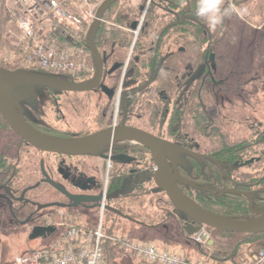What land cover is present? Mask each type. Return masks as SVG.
<instances>
[{
    "label": "trees",
    "instance_id": "16d2710c",
    "mask_svg": "<svg viewBox=\"0 0 264 264\" xmlns=\"http://www.w3.org/2000/svg\"><path fill=\"white\" fill-rule=\"evenodd\" d=\"M148 2L118 0L107 10L95 37L105 76L114 75L118 83L122 68L129 59L126 86L133 89L144 84L162 63L150 86L127 97L128 119L150 131L159 130L179 144H191L194 139H202L214 157L225 163L224 167L221 168L219 164L180 167L182 176L208 187L179 182L182 190L203 208L220 215L237 220L256 218L258 214L255 211L264 208V120L256 123L249 121L252 111H259L250 92H264V0H224V6H231L234 10L215 31H210L195 16L198 0H150L143 24L136 35L134 24L140 22ZM87 29L88 26L81 32L84 46ZM64 38L60 37L58 41L62 48L68 46ZM0 66L40 75L53 74L39 68H24L21 61L11 63L4 60ZM202 66V76L188 81L189 76ZM56 75L68 81L90 77L84 72ZM204 75L205 80L202 78ZM36 89L45 91L50 100L60 96L50 88ZM239 92L246 98V104L243 98L238 97ZM89 94L66 93L70 97L68 104H72L71 108L74 109L72 112L80 119L77 129L62 130L50 126L32 102L20 101L23 102L26 120L35 129L48 135L75 137L99 129L105 123L103 113L90 118L91 105L84 98ZM247 97L251 100H247ZM200 99L205 103L204 108ZM223 99L226 104L230 100L234 102L230 111L237 106L242 108V113L232 112L231 120H226L222 107L217 104ZM240 126L250 131L241 134ZM251 158H254L253 163L241 164ZM142 165L137 170L139 173L147 167L154 170V164ZM118 166L114 184L120 185L128 169L126 164ZM27 177L23 174L22 190L31 187ZM154 185L152 177L138 183L132 192L113 200L118 202L115 208L105 210V232L118 236V240L107 238L103 241L106 264L119 255L134 253L123 246L122 239H134L143 226L155 228L162 225L175 211L167 194L154 190ZM222 187L230 191L219 195L217 189ZM245 192L252 194L251 200ZM58 193L56 190V197ZM99 209L88 224L76 226L86 230L95 228ZM55 219H61L59 213ZM179 223L182 224V221L179 220ZM207 229L212 243L204 246L193 242L182 227L184 242L180 245L187 250L189 260L192 258L190 253L196 248L207 259L205 262L242 264L245 260L253 259L264 248V232L238 233L209 226ZM29 241L31 246L21 253L35 248V242Z\"/></svg>",
    "mask_w": 264,
    "mask_h": 264
},
{
    "label": "flooded vegetation",
    "instance_id": "af4514ba",
    "mask_svg": "<svg viewBox=\"0 0 264 264\" xmlns=\"http://www.w3.org/2000/svg\"><path fill=\"white\" fill-rule=\"evenodd\" d=\"M149 2L146 5V9L144 11V14L140 22L134 24V26L136 27V35H138L141 26L143 24V20ZM131 53L132 50L130 52V55ZM213 58L214 55H212V59ZM128 64H129V59L126 61L124 67L122 68L118 83L116 82L114 75L105 76L104 73L102 82L97 88L87 91H80L81 93H87V92L90 93L88 96L84 97L88 102L89 100H91L92 95H96V94L105 95L106 97L105 102L99 103L97 109V114L102 115L103 113V116L105 117V123H103L102 127L90 132L80 133V136L67 137V138L84 137L94 132H97L101 129L125 124L128 126L137 127L139 129L145 130L157 136L158 138L165 139L173 143L174 145L184 149L182 152L178 153L177 162H173L170 159H167V164H178L179 172H180V167L194 166L195 164H199V165L206 164L207 166H209L210 164H219V166L223 168L225 163L222 160H219L216 157H214L209 147L203 144L202 139L200 138L194 139L191 144H185V143L179 144L167 138L165 135L161 134L159 130L150 131L140 126L139 124H134L132 120L128 119L127 117L128 108L126 105L127 97L134 94L131 92L143 86L150 79L149 78L144 84L140 85L137 88L130 89L129 87H127L126 76H127ZM161 66L162 63L158 65L156 71L153 72L151 76L154 75L157 77L161 69ZM200 68H202V71L199 73V75L196 78L202 76V73L204 71V66ZM96 69L97 66L95 63V70L93 72L91 73L84 72L90 75V77H86L81 81H75V82H83L87 84L94 77ZM198 70L194 71L193 74L189 76L188 81H190V79H196L193 78V76L195 72H197ZM202 78L203 80H205L206 75H204ZM52 90L58 92L60 95L73 92V91L59 92L55 89ZM238 97L243 98L244 103L246 104L245 101L246 98L242 96L241 92L238 93ZM68 99L66 101L67 104H68ZM114 99L116 100L115 106L113 104ZM48 100L51 103L47 102V104H52V105L55 104L53 103L54 98L53 100H50L48 98ZM200 100L202 101V99ZM231 101L232 100H230V102H227L228 104H226L225 100L223 99L222 102L217 103L218 107H222L224 111L223 115L226 120H231L232 117L230 113L232 112L233 114L235 111H238L237 114L242 113L241 112L242 108L239 109L237 106L235 109L230 111V108L234 107L235 105L234 102ZM22 103L23 102L19 100V103L14 104V107L18 111L20 110L23 111ZM202 105L204 108L205 103H203V101H202ZM223 105L225 107H223ZM33 106L37 111H39L44 116V112L42 110L43 107L41 106L40 102L35 103ZM69 106L71 107L72 104H69ZM23 116H24V112H23ZM95 116L97 115H94L92 119H94ZM0 118H1L0 121V230L4 232L13 233V234L27 233L28 235L27 238L36 243V241H38L39 238H45L41 236L35 239H30V235L34 233L35 229L38 227L48 228L54 226L58 230L61 228L60 225L64 226L65 224L64 219L65 218L68 219L67 217L71 216L73 218H80L84 215L83 217L87 222H89L94 218L96 210L99 207L98 202L80 201L77 200L76 198H72L70 195H76V196L101 195L104 197V193L106 191L107 206H111L112 208L113 207L115 208L118 202L113 200H117V198L124 193L132 192L138 183L144 182L146 179L150 177H152L154 180L153 177L154 170L151 171L148 169V167L147 169L144 167L145 169L140 171V173L137 171L139 167L143 166L142 164H155V162L151 150L146 145H144L143 143L139 142L136 139L127 138V137H118L115 138L114 140L112 139L111 141H106L98 145L97 154H67V153L48 152L41 150L40 148L24 140L11 127V125L7 122V120L4 118L1 112H0ZM24 118L26 119L25 116ZM262 120H264V117H262V115L259 116L253 113L249 121L256 123V121H262ZM30 125L33 127V124ZM49 125L52 126L51 124ZM249 131L250 130L240 129L239 133L245 134L246 132ZM206 133L208 134L209 131H207ZM82 158L83 159L96 158L97 161H95L93 164H86V162ZM253 162H254V158H251L247 160L246 163H241V164H247ZM108 164H110L109 168H108ZM119 164H126L128 169L127 175L124 177L120 185L114 184L116 179V173L119 170V166H118ZM39 167L41 169V175H39ZM170 167L172 168V166ZM154 169H155V165H154ZM23 174L25 175V177L27 176L30 177V178L28 177L26 178L29 184H31V187H29L30 192L28 191L29 189L28 187L22 190V182L24 181ZM105 174H106V181L104 180V176H103ZM179 182L180 181H178V183ZM195 186H202L204 188L207 187L203 185H198L197 183L195 184ZM123 187H124V191L121 192L117 198L115 199L107 198L108 194L114 193L117 190L122 189ZM153 188L154 190H157L158 186L156 183ZM56 190L59 192L57 197H56ZM234 190L235 189H233L232 191ZM227 191L230 190L224 187L217 189L219 195H223ZM160 192L166 194L165 191H160ZM77 210L80 211L79 214L75 213V211ZM58 213L61 219H59V221H56L55 215ZM169 216H170L169 218L174 219L177 225L182 226L185 231L187 224L197 225V223L188 214L177 211L176 208L175 211L171 212ZM179 220L182 221V224L179 223ZM161 226L162 225L157 226L155 227V229ZM143 227L150 229L146 226ZM36 231L38 232L39 230Z\"/></svg>",
    "mask_w": 264,
    "mask_h": 264
},
{
    "label": "built area",
    "instance_id": "2783aa9c",
    "mask_svg": "<svg viewBox=\"0 0 264 264\" xmlns=\"http://www.w3.org/2000/svg\"><path fill=\"white\" fill-rule=\"evenodd\" d=\"M103 1L0 0V24L8 13L27 37L25 56L21 60L24 68H39L55 74L91 73L95 70V62L92 51L81 43V32L89 16L92 17ZM60 37H65L66 48L59 46ZM4 60L5 57L0 55V63ZM106 205L105 191L95 228L86 230L69 225L61 234L60 242L18 254L14 264H88L89 254L97 247L102 251L98 264H106L103 241L107 238L118 240V236L105 232ZM209 239L210 233L206 227L192 235L193 242L202 245H207ZM121 242L126 249L137 253L149 264H212L203 260L192 262L181 251L163 249L145 239L125 237ZM242 264H264V248L253 259L245 260Z\"/></svg>",
    "mask_w": 264,
    "mask_h": 264
},
{
    "label": "water",
    "instance_id": "95a60500",
    "mask_svg": "<svg viewBox=\"0 0 264 264\" xmlns=\"http://www.w3.org/2000/svg\"><path fill=\"white\" fill-rule=\"evenodd\" d=\"M117 1L118 0H104L99 5L95 13L94 20L88 29L86 44L87 47L92 51L93 58L97 66L95 75L90 80V82L85 84L83 82L65 80L56 74L40 75L31 71H11L0 67V112L11 125V127L24 140L40 148L41 150L48 152L67 154H97L98 145L107 139L116 137L132 138L143 143L151 150L155 162L153 177L155 183L158 186L157 191H165L176 210L188 214L197 223V225L187 224L186 231L190 236L199 232L204 225L229 232H264V208L260 211H255L258 214L256 218L237 220L203 208L196 200L183 192L178 181L191 185H195V183L186 179L180 174L178 164H167V159L177 162L178 153L184 150L169 141L158 138L157 136L145 130L125 124L111 126L101 129L90 135L78 138L48 135L32 127L24 118L23 111H18L14 107V104H18L19 100L13 103L11 97L17 94V90L21 92L24 87L31 91H34L36 87H46L55 89L59 92H80L92 90L101 84L104 75V64L103 59L96 48L95 37L105 13L110 8V6ZM201 71L202 68L195 72L193 78H196ZM155 77L156 76L152 75L143 86L131 93L141 91L148 87L154 81ZM24 91L25 90L22 91L23 94L25 93ZM170 166H172V168ZM123 191L124 187L114 193L108 194L107 198L115 199ZM245 194L248 195L251 200V194L247 192H245ZM70 196L80 201H96L98 204L103 197L101 195ZM107 208L111 209L112 207L107 206ZM36 230L39 231L37 232ZM54 232H57V229L54 226L48 228L38 227L35 229V232L30 235V239H35L41 236L46 238ZM211 243L212 241H210V244Z\"/></svg>",
    "mask_w": 264,
    "mask_h": 264
},
{
    "label": "rangeland",
    "instance_id": "374dc122",
    "mask_svg": "<svg viewBox=\"0 0 264 264\" xmlns=\"http://www.w3.org/2000/svg\"><path fill=\"white\" fill-rule=\"evenodd\" d=\"M96 11L93 12L92 17L89 16L88 22L91 24L94 20ZM87 21L84 24L82 30H86V26H90ZM88 31V29H87ZM27 43V37L25 34L18 28L15 19L11 18V15L6 13L4 22L0 24V55L4 56L7 61L11 63L15 61H21L25 56V46ZM246 87V86H245ZM25 90L24 94L22 91ZM21 90H17V94L11 97L13 103L17 100H28L33 102V104L40 102L43 107L42 110L44 112L43 120L47 123L51 124L53 127L58 129L67 130L68 128H78L80 126V119L72 112V109L69 104L66 103L69 95L62 94L56 98H54V105L47 104L51 103L48 100L47 93L43 90L36 89V91H31L28 88ZM250 94L254 97L257 103H249V104H257V109L259 110L252 111L254 114L259 116H264V92L261 91H251ZM91 100H89L91 107L90 114L92 118L94 115H97L98 105L101 102H105L106 97L104 94H96L91 96ZM247 100H251L250 97H247ZM116 100H113V104L115 106ZM46 123V124H47ZM242 127L240 126V129ZM54 136V135H53ZM61 137V136H59ZM111 144V143H109ZM83 159V158H82ZM86 164H93L97 161L96 158L93 159H83ZM104 180L106 181V174L103 175ZM100 210V209H99ZM75 213L79 214L80 211L77 210ZM100 214V211H99ZM84 216V215H83ZM73 218L67 217L68 219H64V226L60 225V229L57 232L52 233L50 236L46 238H39L38 241L34 244V247H42L54 244L56 242H60L62 239V233L66 231L69 225H85L88 222L84 217ZM105 219V215H104ZM145 231V232H144ZM210 233V232H209ZM27 233L23 234H13L0 230V264H14L15 257L20 254L23 250L27 249L31 246L29 239L27 238ZM134 239H145L148 241H152L156 243L160 248L168 249V250H177L183 253H187L186 249L181 248V243L184 242L182 226L176 224L174 219L169 218L161 227L158 228H144L141 227L139 231L136 233V237ZM164 243H167L166 245ZM205 246V245H204ZM192 251V250H191ZM191 261L198 262L201 260H207L201 254H199L198 250L195 248L191 253ZM109 264H149L143 258H141L137 253H126L123 255H119L111 261Z\"/></svg>",
    "mask_w": 264,
    "mask_h": 264
},
{
    "label": "clouds",
    "instance_id": "9594fccd",
    "mask_svg": "<svg viewBox=\"0 0 264 264\" xmlns=\"http://www.w3.org/2000/svg\"><path fill=\"white\" fill-rule=\"evenodd\" d=\"M233 10L231 6H224V0H198L195 16L200 18L210 31H215L222 24L224 18ZM101 257L102 251L97 247L89 254L88 264H98Z\"/></svg>",
    "mask_w": 264,
    "mask_h": 264
},
{
    "label": "bare ground",
    "instance_id": "6f19581e",
    "mask_svg": "<svg viewBox=\"0 0 264 264\" xmlns=\"http://www.w3.org/2000/svg\"><path fill=\"white\" fill-rule=\"evenodd\" d=\"M116 138H117V137H116ZM112 139L114 140L115 138L107 139L106 141H111ZM106 141H104V142H106ZM104 142H103V143H104ZM57 231H58V230H57Z\"/></svg>",
    "mask_w": 264,
    "mask_h": 264
}]
</instances>
